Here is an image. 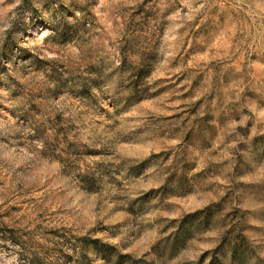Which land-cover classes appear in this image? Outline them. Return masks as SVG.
<instances>
[{"label":"clouds","instance_id":"clouds-1","mask_svg":"<svg viewBox=\"0 0 264 264\" xmlns=\"http://www.w3.org/2000/svg\"><path fill=\"white\" fill-rule=\"evenodd\" d=\"M260 80L264 0H0V260L112 264L169 207L134 264L170 221L264 264Z\"/></svg>","mask_w":264,"mask_h":264},{"label":"rangeland","instance_id":"rangeland-1","mask_svg":"<svg viewBox=\"0 0 264 264\" xmlns=\"http://www.w3.org/2000/svg\"><path fill=\"white\" fill-rule=\"evenodd\" d=\"M223 17L221 18V23H223ZM40 26H37V30H39ZM253 86L258 88V89H264V80L260 81H253ZM147 107V103L145 104ZM130 116H136L135 112H130ZM171 144H175V140L169 141ZM148 152V147H137L133 150L132 154H140L144 153L147 154ZM147 186V185H145ZM171 204L176 207H182L184 209H190L193 206L197 205V201L195 197H189L187 199L176 197L171 201ZM169 207H158L154 208L151 217L145 222L144 224V234L143 238H134L132 240V243L129 245L126 251L124 252H118L117 254L113 255L112 258V264L115 260V258L119 255L124 256L128 255L130 256V259L127 261L126 264H134L133 258H132V253L135 252L137 255L143 254L149 245L151 244L152 239L155 237L157 234L156 232L153 231V227L157 223H161L164 219H166L167 215L169 214ZM172 214H176L175 212ZM169 229H172L170 235L164 236L163 241L161 242L163 244L162 251L168 255H170V249L168 245L165 244V241L167 239L170 240V238L175 234L178 230L177 227H175V221H170L167 224H164L163 227L160 229L161 233L168 232ZM213 233L210 231L208 232V237H211ZM183 247L178 250L172 257V264H192V262L189 260V257H191L196 251L202 250V249H207L208 251H204L203 254L200 256L199 261L196 262V264H204L205 260L207 259L208 255H212L213 259H217L215 250L212 248L211 244L207 239H200V240H193L191 245H188L184 242L182 245ZM218 260V259H217ZM210 263V261H209ZM0 264H3V261L0 260Z\"/></svg>","mask_w":264,"mask_h":264},{"label":"trees","instance_id":"trees-1","mask_svg":"<svg viewBox=\"0 0 264 264\" xmlns=\"http://www.w3.org/2000/svg\"><path fill=\"white\" fill-rule=\"evenodd\" d=\"M177 232L173 234V236L165 241V244L168 245L170 249V255L173 256L178 250H180L184 244V237L188 234L187 229L184 228V225L181 226V228H177ZM124 257H127L125 259ZM130 259V256L124 255V256H117L113 262V264H126V260L128 261ZM209 264H219V261L215 258L213 261Z\"/></svg>","mask_w":264,"mask_h":264}]
</instances>
